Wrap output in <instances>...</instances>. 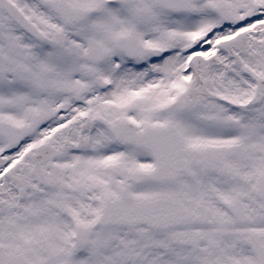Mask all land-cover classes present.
<instances>
[{
  "label": "snow or ice",
  "instance_id": "snow-or-ice-1",
  "mask_svg": "<svg viewBox=\"0 0 264 264\" xmlns=\"http://www.w3.org/2000/svg\"><path fill=\"white\" fill-rule=\"evenodd\" d=\"M0 264H264V0H0Z\"/></svg>",
  "mask_w": 264,
  "mask_h": 264
}]
</instances>
